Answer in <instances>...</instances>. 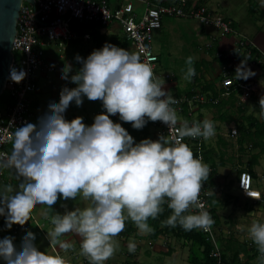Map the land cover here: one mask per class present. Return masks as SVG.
I'll use <instances>...</instances> for the list:
<instances>
[{
	"label": "clouds",
	"instance_id": "obj_1",
	"mask_svg": "<svg viewBox=\"0 0 264 264\" xmlns=\"http://www.w3.org/2000/svg\"><path fill=\"white\" fill-rule=\"evenodd\" d=\"M81 67L69 76L71 65L62 69L61 79L75 87H63L59 102H50L48 110L37 123H25L14 133L12 152L0 158V170L13 169L19 183L0 188V216L8 228L23 226L38 206H45L46 215L58 200L87 202L63 214L50 215V243L65 252L74 245L63 236L79 237V253L88 264H106L114 257L119 244L116 237L128 221L142 234L154 229L155 220L164 211L171 215L166 226L179 225L185 231L210 230L214 224L200 199L204 183L211 172L203 157H197L185 138L209 140L215 136L210 119H182L174 105L178 101L165 90L163 77H157L151 63L125 48L105 43L86 58L75 57ZM247 58L236 68V79L247 80L255 72L247 67ZM184 79L191 81L196 71L191 56L185 61ZM23 70L10 68V79L20 83ZM101 101L104 112L96 115L91 125L82 117L71 121L64 113L73 102L82 106L83 98ZM264 117V96L259 99ZM119 115L134 129H142L149 121L162 122L168 135L158 139H142L139 143L110 119ZM264 264V222L253 221L247 229ZM13 237L0 239V259L5 264H69L59 252L46 254L36 248L35 236L27 232L20 249ZM130 242L128 251L135 252Z\"/></svg>",
	"mask_w": 264,
	"mask_h": 264
},
{
	"label": "crops",
	"instance_id": "obj_2",
	"mask_svg": "<svg viewBox=\"0 0 264 264\" xmlns=\"http://www.w3.org/2000/svg\"><path fill=\"white\" fill-rule=\"evenodd\" d=\"M151 1L157 5H175L181 0ZM185 2L186 9L208 7L212 14H219L222 20L228 22L247 41L264 49V0H185ZM244 17L247 19H243ZM73 26L78 35L73 41H92L93 50L102 48L105 43L125 49L130 44L117 23L103 26L73 22ZM85 35L88 37L85 38ZM154 38L157 50L155 54L158 57L156 75L163 77L165 90L170 91L176 100L195 94L208 99L205 103H195L193 107L181 113L180 117L194 121L210 119L215 125V136L209 140L201 138L194 146V150L203 157V162L209 165L211 170L205 186L209 210L215 213L218 222L214 227L218 232L219 242L221 240L219 246L223 248L222 242L230 239L232 245L226 243L224 245L229 259L237 254L238 264H257L259 253L255 255L250 251V247H254L255 244L249 239L247 229L253 221L264 222V117L261 116L259 106V99L264 96V64L254 61V53L247 55L243 49L238 48L237 36L223 34L185 18L163 17L161 27L156 30ZM60 51L54 43L46 46L45 62L49 67H53L54 71L43 70L37 73L42 82L36 79V90L28 96L31 123L38 122V119L47 112L50 102H59L60 92L66 87L60 71L66 65H71V73L75 71L71 61L64 60ZM189 56L193 58L196 74L191 81H186L185 61ZM245 58L249 59L247 67L255 72V76L247 80L236 79V68ZM55 71L54 78L48 76ZM165 75L169 77L166 78ZM225 75L233 80L228 91L222 87ZM211 98L216 101H210ZM3 110L5 111V108ZM104 111L101 101H88L84 97L82 106L78 107L73 102L64 116L69 121L82 117L86 125H91L94 117ZM189 111L191 115H188ZM110 119L124 127L125 122L119 119L118 114L111 116ZM232 129L237 131L235 138L229 136ZM157 136L158 129L155 122L151 121L142 129H134L132 134L136 143L146 138L155 140ZM243 172L251 175L252 186L260 192L261 200L245 198L238 189L239 176ZM4 176L6 177L4 185L16 186L19 183L14 170L4 171ZM86 203L80 197L67 201L60 199L52 206L53 212L47 215L45 206H38L25 229L17 235L23 240L27 232L33 230L34 233L37 230L49 248L41 249L40 244L43 242H40L38 246L35 245L38 250L46 254L59 252L69 264H88L79 253V237L74 233L62 237L64 241L74 245L73 249L67 252L54 247L48 237L53 227L50 215L63 214L66 210L61 205H66L67 210H73L75 207H84ZM3 223L6 224L5 221ZM4 224H0V228L3 226L0 237L3 235L15 237ZM21 240L17 241V250L20 249ZM116 240L118 244L121 243L123 249L118 247L114 257L106 261V264H146L139 261L142 256L146 259L157 257L158 264H166L160 261L163 256L166 260L177 254L180 259L188 262V248L172 234L163 233L156 238H150V234L139 232L131 221L127 222L125 230L116 237ZM130 242L136 245L133 253L128 251ZM248 243H251V246H248Z\"/></svg>",
	"mask_w": 264,
	"mask_h": 264
},
{
	"label": "built area",
	"instance_id": "obj_3",
	"mask_svg": "<svg viewBox=\"0 0 264 264\" xmlns=\"http://www.w3.org/2000/svg\"><path fill=\"white\" fill-rule=\"evenodd\" d=\"M23 1H21L16 22L10 68L14 67L17 71L23 70L26 72V76L20 83H15L10 79L9 68L2 90V93H6L11 99V104L5 107L4 114L2 115L0 112V158L3 159H6L12 152L16 128L25 123H31L32 114L29 109L28 96L36 90V72L54 71V68L49 67L45 62L46 46L54 43L60 49L66 43L75 40L78 35L73 29V22L103 26L117 23L121 27L124 38L133 46L134 53L140 56L142 62L151 63L155 74L158 57L152 48L153 33L160 29L163 17L170 16L194 20L204 27L213 28L223 34L237 36L239 38L238 48L243 49L247 55L254 53V61L264 64V49H260L252 42L247 41L228 22L212 14L205 6L186 9L185 0H181L175 5H157L151 0H33L32 4L24 1L27 5H24ZM84 37L87 38L88 35ZM165 76L166 78L169 77L168 75ZM232 84V78L225 75L222 79L223 89L228 91ZM207 100L202 95L195 94L178 99V103L173 107L180 116L186 109L193 107L195 103H205ZM209 100L216 101L212 98ZM188 115H191L190 111ZM188 121L191 124L194 120ZM155 125L158 129L157 139L160 135L167 136L169 134L168 127L162 122L157 121ZM236 135V129H232L229 136L235 138ZM200 139L185 138L184 141L197 157L201 155L194 150V146ZM6 170L13 171V169L0 170V186L6 182L4 176ZM237 186L245 198L261 200L262 196L252 186V178L249 173L240 174ZM200 199L209 212L205 183L200 193ZM1 218L3 216H0ZM28 222L23 226L13 224L8 230L12 234H19L25 229ZM196 230L203 234L212 245L210 257L214 263L222 264L216 228L212 225L207 231ZM248 246H251V243H248ZM71 256L74 255L71 254Z\"/></svg>",
	"mask_w": 264,
	"mask_h": 264
},
{
	"label": "trees",
	"instance_id": "obj_4",
	"mask_svg": "<svg viewBox=\"0 0 264 264\" xmlns=\"http://www.w3.org/2000/svg\"><path fill=\"white\" fill-rule=\"evenodd\" d=\"M100 25V24H99ZM74 28V26H73ZM11 104V99L6 93H2L0 95V105L5 108L7 105ZM125 129L127 132L132 136L134 132V128L132 127L131 123L124 124ZM210 211V215L214 220L213 226H217L218 222L215 217V213L212 210ZM171 215V210L167 208V205H164V211L158 216L157 219L152 220L149 219V225L154 229V231L150 234V238H156L158 235L163 233H170L172 234L178 241L183 244L184 247L188 248V263L189 264H215L214 260L210 257V252L212 250V245L207 241V239L196 229L192 231H185L179 225L176 227H169L166 226L163 222H165L168 217ZM5 217L0 219V224H4ZM7 228L6 224H4ZM133 225H135L133 223ZM133 229V226H132ZM219 241V240H218ZM221 245V240H220ZM221 248V255H222V264H238L237 254L232 258L229 259L227 255V250L224 247L226 245L231 246L232 241L230 239L224 240L222 242ZM250 251H253L255 255H258L256 246L250 247ZM235 254V253H234Z\"/></svg>",
	"mask_w": 264,
	"mask_h": 264
},
{
	"label": "rangeland",
	"instance_id": "obj_5",
	"mask_svg": "<svg viewBox=\"0 0 264 264\" xmlns=\"http://www.w3.org/2000/svg\"><path fill=\"white\" fill-rule=\"evenodd\" d=\"M23 4L27 5V3L24 2V1H23ZM206 8H208V7H206ZM245 11H246V9H245ZM245 11H243L244 14H245ZM214 15H216L217 17L220 16L217 13H214ZM230 18L234 19L233 17H230ZM243 19H247V17H244ZM243 19H240V20H243ZM193 22L198 23L197 21H194V20H193ZM155 32L153 33L152 48H153L154 53H157L156 42H155V38H154ZM92 48H93L92 47V41H86V42L85 41H73V42L66 43L63 47L60 48V50H61L60 52H61V55L63 56L64 60L65 59H69L71 61V63L73 64V69H75L74 73H71V72L69 73V76L75 74V72L81 67L80 63H78L76 61L75 57L77 55H79L82 58H86L93 51ZM126 50L131 52V51H134V48H133L132 45L128 44L126 46ZM37 73H38V71L35 74L36 79L39 82H42V81H40V77H39V75ZM55 73H56V71L54 73L49 74L48 76H50L51 78H54ZM60 74H62V70L60 71ZM42 80H44V79H42ZM63 81L66 84V87H68V88H72V87L76 86V85L72 84L70 81H66V80H63ZM0 112H1L2 115L4 114V110H3V107L1 105H0ZM14 187H15V185H14ZM0 188H3V187L0 186ZM32 233H33V230H32ZM33 234L35 236V239L33 241L34 245L38 246V243L43 242V244H40V248L43 249V250L49 249L48 248V243H45L46 241L45 242L42 241L43 240V236L40 234L39 231L36 230ZM5 237H13L14 238L13 239V243H14L15 246L17 245V241L21 240L17 234L15 235V237L11 236V235H6ZM1 238L3 239L4 235H3V237H0V239ZM21 243H22V240H21ZM119 247H120V249H123L121 243H119ZM177 255H172L171 257H169L166 260H164L165 258L163 256L160 259V261H162V262H164L166 264H189L185 259L182 260V259H180V256H177ZM139 261L141 263L145 262L146 264H158V258L157 257L154 258V259H152V258L146 259V257L142 256V258H140ZM0 264H5V262L2 259H0Z\"/></svg>",
	"mask_w": 264,
	"mask_h": 264
},
{
	"label": "water",
	"instance_id": "obj_6",
	"mask_svg": "<svg viewBox=\"0 0 264 264\" xmlns=\"http://www.w3.org/2000/svg\"><path fill=\"white\" fill-rule=\"evenodd\" d=\"M22 0H0V95L12 63V43ZM33 3V0H24Z\"/></svg>",
	"mask_w": 264,
	"mask_h": 264
}]
</instances>
